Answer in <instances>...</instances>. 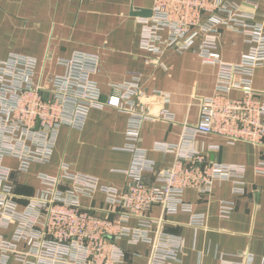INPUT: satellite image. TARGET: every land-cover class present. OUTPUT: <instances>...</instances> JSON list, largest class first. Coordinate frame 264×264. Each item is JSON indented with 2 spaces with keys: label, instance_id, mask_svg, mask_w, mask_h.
<instances>
[{
  "label": "built area",
  "instance_id": "2783aa9c",
  "mask_svg": "<svg viewBox=\"0 0 264 264\" xmlns=\"http://www.w3.org/2000/svg\"><path fill=\"white\" fill-rule=\"evenodd\" d=\"M138 23L145 51L163 55L170 49L184 52L197 44L201 59L219 66L215 93L200 99L198 124L186 129L182 145L158 148L178 151V156L167 169L155 171L136 146L146 116L138 109L140 75L118 85V93L104 102L94 79L101 69L97 55L73 53L58 59L63 73L44 76H38L35 57L12 54L0 59V264H11L12 258L21 264H125L116 244L123 237L152 245L149 264H178V246L158 229L156 237L150 235L153 222H160L149 215L151 208L158 205L165 215L190 212L185 191L195 188L210 193L217 180H232L235 191L244 192L243 166L208 161L189 146L196 133L219 135L229 143H264V93L253 87L254 71L264 63V19L255 21L234 0H153L151 14L139 17ZM222 29L246 36L249 49L237 64L225 63L217 51ZM233 90H241L242 96L231 97ZM105 105L130 111L127 149L137 156L127 171L131 181L122 189L101 185L95 177L71 173L70 165L62 163L58 177L41 175L49 188L30 197L21 210L13 190L14 170L4 164V158H16L21 172L33 163H48L61 127L83 129L90 110ZM161 116L169 118L165 111ZM256 170L264 172V164ZM147 172L154 183L146 181ZM63 180L72 186L60 189ZM97 191L115 207L114 219L80 203V196L94 198ZM231 209V204L223 206L225 214ZM131 218L139 219L137 227L123 224ZM192 218L194 224H204L203 215ZM11 227L15 228L9 239L3 232ZM222 264L242 263L226 260Z\"/></svg>",
  "mask_w": 264,
  "mask_h": 264
},
{
  "label": "crops",
  "instance_id": "0c3cea01",
  "mask_svg": "<svg viewBox=\"0 0 264 264\" xmlns=\"http://www.w3.org/2000/svg\"><path fill=\"white\" fill-rule=\"evenodd\" d=\"M234 1L255 21H263L264 0ZM152 5L153 0H0V59L12 54L35 57L38 76H44L63 73L65 68L57 61L73 53L97 55L101 69L94 79L104 102L118 93V85L140 75L138 109L146 116L136 146L155 171H161L173 164L178 151L158 148L182 145L186 129L198 124L200 99L215 93L219 66L204 62L196 51L197 44L184 52L170 49L163 55L142 49L138 18L149 16ZM221 32L217 51L222 60L239 63L249 49L246 36L227 29ZM253 87L264 93V63L254 71ZM242 94L233 90L230 96ZM162 111L169 118L162 117ZM130 116L129 110L109 105L92 108L83 129L63 125L51 160L33 163L27 172L17 170L16 158L5 157L4 164L14 170L19 208L24 209L30 197L49 188L41 175L58 177L62 163L70 165L71 173L95 177L101 185L126 187L131 181L127 171L137 157L127 149ZM189 147L208 161L243 166L244 192H236L232 180L215 181L207 194L187 189L184 199L191 205L190 212L165 215L160 206L151 208L149 215L160 220L153 222L151 237H156L157 229L167 235L180 249L178 264H222L226 260L264 264V172L256 170L264 164V143H229L219 135L196 133ZM145 179L154 183L149 172ZM71 186L64 180L59 184L60 189ZM80 201L114 219L115 207L106 203L102 191H97L94 198L80 196ZM230 204L232 209L225 214L223 206ZM193 214L203 215L204 224H194ZM123 224L137 227L139 219L131 218ZM14 228L3 234L10 239ZM116 244L125 264H149L150 243L123 237ZM11 264L21 262L12 258Z\"/></svg>",
  "mask_w": 264,
  "mask_h": 264
},
{
  "label": "rangeland",
  "instance_id": "374dc122",
  "mask_svg": "<svg viewBox=\"0 0 264 264\" xmlns=\"http://www.w3.org/2000/svg\"><path fill=\"white\" fill-rule=\"evenodd\" d=\"M58 64V63H57ZM46 75H48V74H46ZM51 76V75H50ZM50 76H48V79H44L45 80V84L43 85V87H45L46 85H47V83H48V81L50 80ZM13 190H14V183H13ZM43 192V191H42ZM42 192H41V194H42ZM81 203V202H80ZM83 205V204H82Z\"/></svg>",
  "mask_w": 264,
  "mask_h": 264
},
{
  "label": "water",
  "instance_id": "95a60500",
  "mask_svg": "<svg viewBox=\"0 0 264 264\" xmlns=\"http://www.w3.org/2000/svg\"><path fill=\"white\" fill-rule=\"evenodd\" d=\"M143 14H146V12L145 13H143ZM151 14V11H148V15H150Z\"/></svg>",
  "mask_w": 264,
  "mask_h": 264
}]
</instances>
